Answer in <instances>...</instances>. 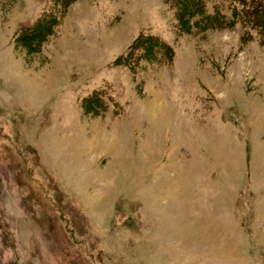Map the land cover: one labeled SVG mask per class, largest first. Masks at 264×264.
Wrapping results in <instances>:
<instances>
[{
  "label": "rangeland",
  "instance_id": "obj_1",
  "mask_svg": "<svg viewBox=\"0 0 264 264\" xmlns=\"http://www.w3.org/2000/svg\"><path fill=\"white\" fill-rule=\"evenodd\" d=\"M186 9L0 0V264H264V35Z\"/></svg>",
  "mask_w": 264,
  "mask_h": 264
},
{
  "label": "trees",
  "instance_id": "obj_2",
  "mask_svg": "<svg viewBox=\"0 0 264 264\" xmlns=\"http://www.w3.org/2000/svg\"><path fill=\"white\" fill-rule=\"evenodd\" d=\"M71 1L72 0H60L62 9L67 8ZM203 1L204 0H187V9L185 13H182V20L185 25L189 26L193 20L196 26H206L216 24L217 19L219 22L222 20L221 22L226 24L227 21L225 22V20L231 19V22L238 21L243 27L256 30L257 32L259 31L261 35H264V0H226V3L223 2V4L229 9L231 13L230 16H228L227 13L216 4L212 5V10L210 9L211 11L206 10ZM220 5H222V2H220ZM217 10L222 13L221 18H217ZM39 17L41 18H38L30 25L21 28V31H25V29L33 30L36 39L39 38V40H41L47 34L51 33L49 27L52 18H49V16L47 17L46 15ZM25 36V34L17 36V41H22ZM97 94V92H94L90 97H96L98 102L99 94Z\"/></svg>",
  "mask_w": 264,
  "mask_h": 264
}]
</instances>
